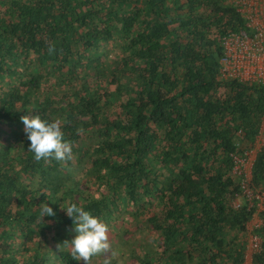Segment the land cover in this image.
Returning <instances> with one entry per match:
<instances>
[{
	"label": "trees",
	"instance_id": "1",
	"mask_svg": "<svg viewBox=\"0 0 264 264\" xmlns=\"http://www.w3.org/2000/svg\"><path fill=\"white\" fill-rule=\"evenodd\" d=\"M244 26L228 0H0V264H85L58 248L71 203L108 226L112 264H243L256 206L233 156L259 133L264 85L219 62ZM23 115L61 119L73 159L35 161ZM250 183L264 193V148Z\"/></svg>",
	"mask_w": 264,
	"mask_h": 264
},
{
	"label": "built area",
	"instance_id": "2",
	"mask_svg": "<svg viewBox=\"0 0 264 264\" xmlns=\"http://www.w3.org/2000/svg\"><path fill=\"white\" fill-rule=\"evenodd\" d=\"M245 23L242 33H232L223 39L224 54L220 60L219 76L264 85V0H228ZM264 117L253 146L242 157L233 156L232 174L240 178L241 195L251 207L264 209V193L251 186V167L257 151L264 148ZM239 207L238 200L233 203ZM255 213L253 214L254 217ZM261 225H255L257 229ZM254 229V230H255ZM254 233V232H253ZM251 233L243 264H251L252 256L261 249L260 239Z\"/></svg>",
	"mask_w": 264,
	"mask_h": 264
},
{
	"label": "clouds",
	"instance_id": "3",
	"mask_svg": "<svg viewBox=\"0 0 264 264\" xmlns=\"http://www.w3.org/2000/svg\"><path fill=\"white\" fill-rule=\"evenodd\" d=\"M56 51L54 43H49L48 53L53 55ZM24 124V132L30 141L29 152L34 154L37 162L41 160H56L62 165L73 159L72 144L66 141L62 131L61 119L49 123L41 119L39 115H23L20 117ZM84 129H77V135L83 134ZM66 214L72 218L75 237L71 241H65L63 246L70 249L74 260H83L85 264H91L93 257H103V264H111V260L119 256L109 243V228L99 218L92 216L88 211L69 204L65 209ZM40 218L55 216V212L47 204L40 205Z\"/></svg>",
	"mask_w": 264,
	"mask_h": 264
},
{
	"label": "rangeland",
	"instance_id": "4",
	"mask_svg": "<svg viewBox=\"0 0 264 264\" xmlns=\"http://www.w3.org/2000/svg\"><path fill=\"white\" fill-rule=\"evenodd\" d=\"M262 131L264 130V125L262 126ZM239 203V202H238ZM264 211V209L262 208V207H259V208H257V213L255 212V215H254V217H252V219L249 221V223L247 224V226H246V229H247V236H246V240H247V245H248V241H249V237H250V235H251V233H253L254 232V229H255V225L256 224H259L260 222H261V219H260V213L261 212H263ZM140 236H138V239H139V241H140V239L141 238H139ZM145 238H147V234L144 236ZM137 245H139V244H136V243H134L133 244V246H131V249H134ZM124 252H126V248H124V249H122ZM118 257V256H117ZM116 257V258H117ZM102 258V259H101ZM100 261H101V263L103 264V257L101 256L100 258ZM100 261H99V263H100ZM114 262V259H112L111 260V264ZM127 264H131V262L130 261H128L127 262Z\"/></svg>",
	"mask_w": 264,
	"mask_h": 264
}]
</instances>
